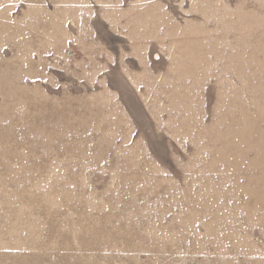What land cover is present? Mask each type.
I'll use <instances>...</instances> for the list:
<instances>
[{"label":"rangeland","instance_id":"obj_1","mask_svg":"<svg viewBox=\"0 0 264 264\" xmlns=\"http://www.w3.org/2000/svg\"><path fill=\"white\" fill-rule=\"evenodd\" d=\"M0 264H264V0H0Z\"/></svg>","mask_w":264,"mask_h":264}]
</instances>
